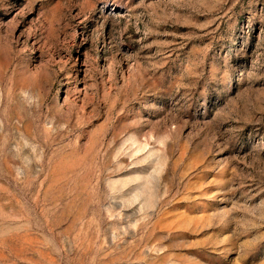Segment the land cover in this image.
<instances>
[{
  "label": "rangeland",
  "instance_id": "374dc122",
  "mask_svg": "<svg viewBox=\"0 0 264 264\" xmlns=\"http://www.w3.org/2000/svg\"><path fill=\"white\" fill-rule=\"evenodd\" d=\"M0 264H264V0H0Z\"/></svg>",
  "mask_w": 264,
  "mask_h": 264
}]
</instances>
